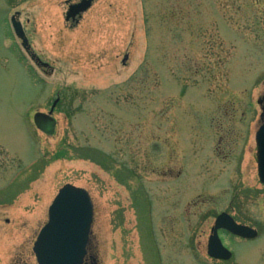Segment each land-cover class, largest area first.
Masks as SVG:
<instances>
[{
  "label": "rangeland",
  "instance_id": "374dc122",
  "mask_svg": "<svg viewBox=\"0 0 264 264\" xmlns=\"http://www.w3.org/2000/svg\"><path fill=\"white\" fill-rule=\"evenodd\" d=\"M78 1L0 0V264H37L66 183L92 199L96 264H213L221 210L264 226V0H96L71 27ZM12 16L53 73L29 63ZM226 240L264 264V237Z\"/></svg>",
  "mask_w": 264,
  "mask_h": 264
},
{
  "label": "water",
  "instance_id": "95a60500",
  "mask_svg": "<svg viewBox=\"0 0 264 264\" xmlns=\"http://www.w3.org/2000/svg\"><path fill=\"white\" fill-rule=\"evenodd\" d=\"M92 2L93 0H82L71 5L66 20L87 11L92 6ZM12 22L16 35L29 50L22 24L16 21L15 17ZM34 121L44 133L48 135L55 133L57 122L51 115L38 112L34 116ZM256 141L258 174L261 182L264 183V123L257 132ZM93 215V204L88 191L72 184L64 185L51 204L48 222L41 229L34 243L33 251L38 264H82L87 253ZM219 228H225L242 237L251 238L256 235V231L237 224L228 214L219 215L208 246V254L218 259H229L232 255L218 237Z\"/></svg>",
  "mask_w": 264,
  "mask_h": 264
},
{
  "label": "flooded vegetation",
  "instance_id": "af4514ba",
  "mask_svg": "<svg viewBox=\"0 0 264 264\" xmlns=\"http://www.w3.org/2000/svg\"><path fill=\"white\" fill-rule=\"evenodd\" d=\"M82 0H79L78 2H80ZM96 0H94L95 2ZM93 2V4H94ZM77 3V2H76ZM71 4H69L70 6ZM82 19V17L80 18V15H78L76 18H72L70 21H68V23H71L72 26L71 27H74L76 25L79 24L80 20ZM19 41H21L19 39ZM21 45H22V41H21ZM27 55H28V60H29V63L30 64H35L37 68H41L44 72H48V73H53L54 72V68L53 66H51V64H49L48 62H45L44 60H42L39 56H37L31 49H29L28 52H26ZM27 66V64H26ZM28 68V67H27ZM29 71H32L28 68ZM258 104L259 106L261 107V123L260 125L263 123L264 121V95H263V98L259 99L258 100ZM259 125V126H260ZM4 161V160H3ZM1 161L0 159V165L4 164V162ZM12 176V175H11ZM191 205V204H190ZM233 207V206H232ZM232 207L229 209V210H221L217 216L223 212H226L228 213L229 215H231L233 217V219L238 223V224H241V225H245V226H248L249 228L253 229L256 231V235L253 236L252 238H245V237H241V236H238V235H235V234H232L230 233L228 230L226 229H219L218 231V234H219V237L220 239L222 240L223 244L232 252V257L229 258V259H214L212 258V260L214 261L213 264H224L226 262H230L231 260L233 261V264H243V262L239 259V257H235V254H234V251L231 249V247L226 243L227 240L226 239H229V238H232V240L235 242V243H238L240 246H243L245 249H248L249 246H251V243L253 242H256L257 240L259 239H262L264 237V226H261L262 223L258 222V224L256 223L255 225H253L252 223H247V222H240L235 216L234 214L231 212L232 210ZM216 216V217H217ZM215 223V222H214ZM214 227V225H213ZM213 227H211V234H212V230H213ZM211 234H209L208 236V239H207V246H208V242H209V238L211 236ZM89 244H90V241H89ZM84 264H96V257L95 256H90L89 255V245H88V253H87V256L85 258V261H84ZM209 264V263H207Z\"/></svg>",
  "mask_w": 264,
  "mask_h": 264
}]
</instances>
